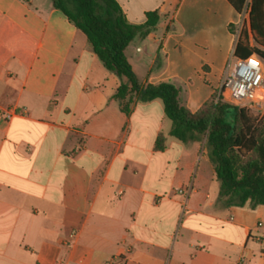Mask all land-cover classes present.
Wrapping results in <instances>:
<instances>
[{
  "label": "crops",
  "instance_id": "0c3cea01",
  "mask_svg": "<svg viewBox=\"0 0 264 264\" xmlns=\"http://www.w3.org/2000/svg\"><path fill=\"white\" fill-rule=\"evenodd\" d=\"M116 1L133 25L160 16L125 51L139 83L200 111L235 57L238 12ZM120 85L52 0H0V111L22 113L0 119V264H264V206H227L205 143L171 137L161 100L124 114Z\"/></svg>",
  "mask_w": 264,
  "mask_h": 264
},
{
  "label": "trees",
  "instance_id": "16d2710c",
  "mask_svg": "<svg viewBox=\"0 0 264 264\" xmlns=\"http://www.w3.org/2000/svg\"><path fill=\"white\" fill-rule=\"evenodd\" d=\"M241 13L246 0H227ZM87 39L89 47L104 68L121 81L114 99L129 115L136 102L161 100L172 122L170 136L183 143H205L220 183V198L229 207L264 206V114L231 105L217 93L197 113L180 103V91L163 83L143 87L125 51L137 38H145L157 27V12L146 15L143 25L131 24L116 0H52ZM231 30L236 32L234 26ZM256 53L264 60V0H254L249 29L238 38L234 56L245 59ZM157 151L166 149V136L160 134Z\"/></svg>",
  "mask_w": 264,
  "mask_h": 264
},
{
  "label": "built area",
  "instance_id": "2783aa9c",
  "mask_svg": "<svg viewBox=\"0 0 264 264\" xmlns=\"http://www.w3.org/2000/svg\"><path fill=\"white\" fill-rule=\"evenodd\" d=\"M254 0H246L234 27L237 39L244 28L249 29ZM219 95L240 109L264 110V60L256 53L245 59L232 57L227 65ZM22 115L14 111H0V119L11 120ZM182 193V192H181ZM73 237V236H72Z\"/></svg>",
  "mask_w": 264,
  "mask_h": 264
},
{
  "label": "rangeland",
  "instance_id": "374dc122",
  "mask_svg": "<svg viewBox=\"0 0 264 264\" xmlns=\"http://www.w3.org/2000/svg\"><path fill=\"white\" fill-rule=\"evenodd\" d=\"M252 112H253L254 114H256V115H259V116H262V115L264 114V110H263L262 112L253 111V110H252ZM200 159H201V157H200Z\"/></svg>",
  "mask_w": 264,
  "mask_h": 264
}]
</instances>
